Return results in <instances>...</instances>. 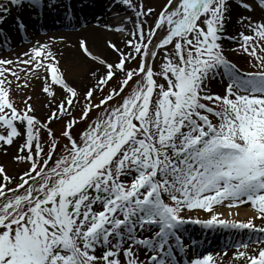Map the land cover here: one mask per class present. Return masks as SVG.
Returning a JSON list of instances; mask_svg holds the SVG:
<instances>
[{"label": "snow or ice", "instance_id": "1", "mask_svg": "<svg viewBox=\"0 0 264 264\" xmlns=\"http://www.w3.org/2000/svg\"><path fill=\"white\" fill-rule=\"evenodd\" d=\"M110 2L134 13L126 17L133 30L94 37L116 53L112 61L79 39L80 61L93 62L80 84L65 78L46 45L17 58L35 78L43 69L42 91L50 98L43 120L31 114L32 97L16 106L6 74L20 76L12 59L0 58V145L20 141L13 162L25 164L16 175L0 164V264H177L174 249L190 247L182 236L188 223L248 229L232 244L233 255L264 264V228L253 218H219L214 208L251 202L264 217V54L257 52L264 53V0H166L158 14L143 0ZM10 13L0 4V24ZM233 13L241 26L236 35L226 31ZM158 30L165 34L152 46ZM224 40L236 41L232 51L252 57L257 70L233 62ZM217 77L221 91L212 87ZM61 120L57 134L50 125ZM193 210L210 216L182 214ZM188 264L216 262L208 253Z\"/></svg>", "mask_w": 264, "mask_h": 264}, {"label": "bare ground", "instance_id": "2", "mask_svg": "<svg viewBox=\"0 0 264 264\" xmlns=\"http://www.w3.org/2000/svg\"><path fill=\"white\" fill-rule=\"evenodd\" d=\"M24 3L27 4H25L22 8L11 9V13L8 18L2 24H0L2 26V32H0L2 33V35H0V47H3L4 45L8 44L16 53L20 55L24 50L30 52V49L33 46H37L40 44L45 45L48 42H55V40H58L62 42L64 47V51H62L61 54L65 58H75L76 55L77 57H79V55L77 54L78 41L80 38L84 37L89 39L91 49H97V52L99 54H102L108 61H112L117 58L116 53L114 51L110 49H105L104 45L101 42L94 39V37H96L97 35H103L106 37H117V34L111 33L110 31L105 30L103 27V25L107 24L108 22V13L105 7V0H56V3H54L52 7L48 6V0H40L39 5H41V12L39 13L37 10L38 5H29L27 0H25ZM66 6H70L73 12L77 15L78 20H76V27L79 29H81L82 27L79 33L73 34L65 31L63 33L54 34L52 31H48L44 34H40L41 27L40 30H38L39 25L47 28L48 30H52L51 25L54 23L55 20L64 21L65 26H68V23L65 22L63 14H55L58 10L63 9ZM46 11L49 12V14L46 13ZM17 16L20 17L24 24L28 22L27 27L29 29L27 28L26 33V42L28 43L26 44V47L21 43V41L19 42L17 35H14L16 29H18L17 31H20L15 20V17ZM45 16L48 17L43 20V17ZM50 21L52 22L50 24H47ZM86 22H91L92 25H84ZM38 23L40 24L38 25ZM240 27V24L237 23V17L235 16V13H233L232 20L229 21L226 25V31L230 35H236L240 31ZM131 30H133V28H131ZM244 31L247 34H250L248 33L247 29H244ZM9 37L10 42H6V38ZM224 45L227 47V50H229V43L225 41ZM120 47H123V44H121ZM246 203L251 204V202ZM209 216L204 219L209 218ZM222 217L227 220H248V218L246 217H239L235 215H223ZM198 226L199 229H202L203 232L210 234L214 233V238H217L219 241V249H222L225 243H227V246L230 249L229 251L215 250L210 252L213 254V259L216 264H243V259H237L233 255L237 250L231 249V245L234 243V241L246 236V234L248 233L247 231L223 228L219 226L205 227L201 224H199ZM209 238L210 237H208V239ZM193 239L196 240L197 238L194 237ZM207 246L208 241L204 242L202 251L206 250ZM258 246L259 245L252 244L250 245V248H256ZM185 261V256L182 257L180 253L179 262L184 263Z\"/></svg>", "mask_w": 264, "mask_h": 264}, {"label": "rangeland", "instance_id": "3", "mask_svg": "<svg viewBox=\"0 0 264 264\" xmlns=\"http://www.w3.org/2000/svg\"><path fill=\"white\" fill-rule=\"evenodd\" d=\"M133 2H135V0H133ZM143 3L146 6L153 7L156 10V13L158 14L160 9L166 3V0H143ZM0 4H4L6 7L11 6V5H9L8 0H0ZM155 19H156V16L153 15L149 19L148 22L152 23ZM115 29L116 28H114V26H113L112 31H114ZM112 31H110V32L114 33ZM115 34H117V36H122L123 33H117L116 32ZM164 34H165L164 32H161L158 30L157 36L155 37L152 46H154L155 43ZM225 41L227 42V40H224L223 44ZM236 43H237L236 41H232L229 44V50H228L229 58L233 62L237 63L239 65V67H241L243 69H247V70H251V71L257 70L256 68L253 67V63L255 61H253L252 57H250L246 53L239 52V50L235 51V52L232 51V48H234L236 46ZM262 43H264V42H262ZM45 45L48 48H50L52 51L57 53V57L59 59V67H60L62 73L64 74L65 78L70 83L80 84L86 78V75L88 74V67L90 66L91 63H93L90 60V58L87 62H81L79 57H77V55L75 56V58L74 57L65 58L61 54V52L64 51L63 44H62V42H60L58 40H55V42L54 41L48 42ZM168 48L171 51V45H169ZM92 51L94 52V54H99L97 52V49H92ZM25 52H28V51L24 50L19 55L14 50L13 51L12 50L6 51V50H4V48H0V58L12 59L14 61V65L12 66L13 70L16 71L17 74L20 76V80L17 81L14 77H11L9 74H6L9 76V79L12 80L11 96L14 99L16 106L18 108H21V109L24 108L25 107V104H24L25 98L29 97V96L32 97V99L28 102L33 105L35 111L31 114L36 115L38 118L43 120L46 117V115L49 113V107L47 106V104H48V100L50 99L42 91L43 69L40 70L41 77L38 79V78L33 77L30 73H26L27 66H25L23 64H19V66L17 67L16 63H15L17 61V58H19V60H21V61L27 58L23 55V53H25ZM77 52H78L77 54L79 55V51H77ZM257 52H258V54H264V53H260L259 48L257 49ZM28 53H29V55H31L30 52H28ZM250 61H252V62H250ZM138 62H139V56L136 57V60L134 62H130L128 64V66L134 67V66H136V64H138ZM161 62L162 61L159 57L155 61L156 65H159ZM5 67H8V66H5ZM158 79H160V78H158ZM25 80H27V85H25V83H24ZM114 82L115 81H113V83ZM160 82H163L162 79ZM18 84H19V87H17ZM212 87L216 91H221L222 86H221V82H220L219 77H217V79L213 82ZM106 90L107 89H105V91ZM125 91L126 92L130 91V88L126 89ZM111 103L114 104V102H111ZM79 109H80V103H77L76 109L73 111L74 116H77V117L79 116V114H80ZM95 115H96V113L93 112L90 116V119L95 118ZM50 126L57 134H59V132L63 126V121L62 120L61 121H54L51 123ZM84 127H85V124L81 123L80 128L77 129V131L82 130ZM45 137H47L46 132H45ZM19 143H20V141L17 140L11 146L0 145V164L4 165L6 167V169L8 170L9 174H12V175H16L21 169L25 168V164L23 162L19 163L18 165H15L13 162V156L17 153V148H18ZM4 148H7V153H5ZM9 186L11 187L14 185H9ZM165 199H167L166 195H165ZM214 208L217 212H220L223 215H235V216H239V217L243 216V217H246L248 219L253 218V224L254 225L261 227V228H264V217L258 218V214H257L256 210L254 208H252L251 204H249V203L237 204V205H234L232 207H229V202L227 201L226 203H223L222 205H214ZM182 214L191 215L193 217H198L200 219L206 218L207 216L210 215V213H208L207 211H204V210H193L191 212H186V213H182ZM221 218H223V217H221ZM223 219H225V218H223ZM241 221H243V220H241ZM197 225H198L197 223H188L187 225H185V230L186 229H189V230L196 229L195 226H197ZM154 230L155 229L153 228L152 231H154ZM244 231L248 232L249 230L244 229ZM142 235H144V234H142ZM196 236L200 238L201 243H200L199 247L202 248V245H203V242H204L206 236L205 235L201 236L198 234H196ZM191 242H192L191 239H186V241H185V243H187L189 245H191ZM210 244H211V249L207 250L205 253H208V252L216 249V247H217L216 242H212ZM235 250H238V249L235 248ZM144 251L145 250L141 249L140 252H144ZM139 255H140V253H139ZM193 258H194V253H189L188 254V261H190ZM243 264H244V261H243Z\"/></svg>", "mask_w": 264, "mask_h": 264}]
</instances>
